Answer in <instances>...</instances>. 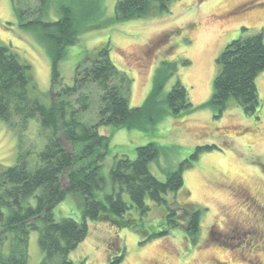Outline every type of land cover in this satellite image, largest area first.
Returning a JSON list of instances; mask_svg holds the SVG:
<instances>
[{
	"label": "rangeland",
	"instance_id": "374dc122",
	"mask_svg": "<svg viewBox=\"0 0 264 264\" xmlns=\"http://www.w3.org/2000/svg\"><path fill=\"white\" fill-rule=\"evenodd\" d=\"M117 1L0 0V45L11 47L20 61L31 65L36 97L50 106L51 57L40 42L41 31L24 25L37 18L59 19L67 6L80 32L78 42L67 48L60 62L63 86H73L77 67L107 45L113 64L131 79V107L144 105L156 89L163 100L178 82L183 84L191 111L174 116L165 106L160 119L143 128L99 129L100 134L112 137L101 174L106 192H112L110 172L115 157L135 160L137 147L149 143L159 146V156L149 169L161 181L191 161L183 171L184 187L166 198L170 204L177 201L200 208V231L194 239L182 228L170 229L168 235L142 243L135 229L88 220L89 234L69 261L109 264L110 257L123 253L120 264H246V260L264 264V72L256 79L262 100L256 115H247L234 100L224 110L211 102L218 57L232 41L264 30V0H170L166 9L155 2L146 17L120 22L116 20ZM91 91L95 107L81 114L84 121H96L97 90L91 86ZM48 139L49 132L39 118L29 120L26 129H13L0 119V168L15 165L22 152H30L29 168L34 170ZM62 141L71 150V144ZM198 147L204 149L192 159ZM63 185L67 186L65 177ZM124 199L130 203L127 194ZM249 200L260 206L257 213L250 209ZM148 204L151 209L141 220L143 225L166 223L169 212L164 206ZM83 210L80 195L70 193L57 204L54 214L57 220L81 222ZM133 216L139 220L136 213ZM253 226L258 231L247 235L250 232L244 228ZM247 242L250 247L241 250ZM42 260L39 232L33 231L28 264Z\"/></svg>",
	"mask_w": 264,
	"mask_h": 264
},
{
	"label": "trees",
	"instance_id": "16d2710c",
	"mask_svg": "<svg viewBox=\"0 0 264 264\" xmlns=\"http://www.w3.org/2000/svg\"><path fill=\"white\" fill-rule=\"evenodd\" d=\"M169 1L118 0L116 20L146 17L153 3L160 2L161 9H166ZM24 26L41 31L43 40L40 42L52 62L53 101L46 106L36 97L38 87L31 65L20 61L11 47L0 45V119L13 129H26L29 120L39 118L49 132L34 170L29 168L30 152H22L15 165L0 168V264H28L33 231L39 232L41 264H73L69 255L88 236V220L135 229L142 236V243L166 236L175 228L184 229L189 238H197L201 209L191 203L180 205L173 201L170 204L166 198L184 187L183 171L192 165L191 161H186L170 172L166 181H161L149 169V164L159 156V146L149 143L137 147L135 160L126 155L115 157L110 172L112 192H106V181L101 174L112 137L100 134L99 129L143 128L160 119L165 106L174 116L191 111L193 105L187 88L178 82L163 100L156 89L144 105L131 107V79L113 64L108 45L77 67L73 86H63L60 62L67 48L78 42L80 32L72 9L65 6L59 19L37 18L28 20ZM217 64L219 71L214 80L212 104L224 110L228 102L234 100L247 115H256L262 105L256 79L264 72V30L229 43ZM91 86L97 90L96 121H84L81 114L95 107ZM62 140L71 144V150ZM203 149L198 147L192 159ZM70 193L79 194L82 199L81 222L55 218V207ZM125 194L130 203L124 199ZM150 201L169 212L166 223L156 227L143 225L141 220L151 209ZM123 259V253L112 256L109 264H120Z\"/></svg>",
	"mask_w": 264,
	"mask_h": 264
},
{
	"label": "flooded vegetation",
	"instance_id": "af4514ba",
	"mask_svg": "<svg viewBox=\"0 0 264 264\" xmlns=\"http://www.w3.org/2000/svg\"><path fill=\"white\" fill-rule=\"evenodd\" d=\"M248 203H249V207H250V209H252L255 213H257L258 212V208L260 207L257 203H254V202H252V203H250V200L248 201ZM244 228V227H243ZM245 230H247L248 232H250V233H247V235L248 234H251V233H255L256 231H258V227H256V226H253V227H251V228H244ZM261 233H262V231H261ZM264 234V233H263ZM246 235V234H245ZM256 235V234H255ZM247 246H249L250 247V244H249V242H247V243H245V245H243L240 249L242 250H244L245 248H247ZM246 260V259H245ZM247 261L248 260H246V261H244V263H246L247 264ZM237 262H239V261H237ZM257 262V261H256ZM258 263V262H257ZM258 264H262L261 262H259Z\"/></svg>",
	"mask_w": 264,
	"mask_h": 264
}]
</instances>
